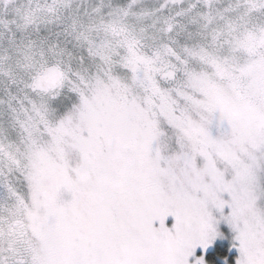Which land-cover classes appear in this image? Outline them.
<instances>
[{"label": "snow or ice", "instance_id": "snow-or-ice-1", "mask_svg": "<svg viewBox=\"0 0 264 264\" xmlns=\"http://www.w3.org/2000/svg\"><path fill=\"white\" fill-rule=\"evenodd\" d=\"M0 264H264V0H0Z\"/></svg>", "mask_w": 264, "mask_h": 264}]
</instances>
